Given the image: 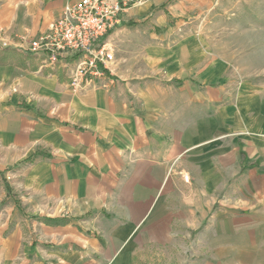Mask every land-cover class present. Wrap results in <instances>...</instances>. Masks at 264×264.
Listing matches in <instances>:
<instances>
[{
	"label": "crops",
	"instance_id": "1",
	"mask_svg": "<svg viewBox=\"0 0 264 264\" xmlns=\"http://www.w3.org/2000/svg\"><path fill=\"white\" fill-rule=\"evenodd\" d=\"M77 1L0 0V46L48 31ZM193 2L130 9L108 38L115 59L128 68L134 47L159 50ZM42 60L18 51L0 64V144L16 161L0 182V264H147L152 248L179 250L181 264H264L263 98L251 134L226 86L121 69L73 93Z\"/></svg>",
	"mask_w": 264,
	"mask_h": 264
},
{
	"label": "rangeland",
	"instance_id": "2",
	"mask_svg": "<svg viewBox=\"0 0 264 264\" xmlns=\"http://www.w3.org/2000/svg\"><path fill=\"white\" fill-rule=\"evenodd\" d=\"M109 1L114 3L117 0ZM192 1L189 5L192 7L191 12L180 17L176 26L160 37L159 50L134 47L128 52L133 58L128 68L123 66L125 62L120 63L115 59L109 63L111 73L120 75L123 69L138 80L181 77L205 82L204 89L226 86L232 92L230 104L238 108L242 106L243 112L247 113L250 133L255 134L257 102L264 99V0ZM130 9L132 7L123 11V19H126ZM60 18L53 21L49 29ZM42 34L36 37L25 35L18 43L27 47ZM109 39L113 44L112 34ZM4 49V46H0V55H3ZM156 56L158 63L150 59L154 57L155 60ZM19 61L22 62L17 59ZM71 89L76 93L85 88ZM191 95L187 90L184 91V101L192 99ZM215 97L217 94L214 92L201 96L202 100ZM7 159L0 144V182L4 180V175L15 169L16 161ZM184 180L189 181V178L184 177ZM178 252L177 249L152 248L145 261L147 264H181L177 259ZM49 257H41L42 263L53 264L51 259L54 257ZM57 258V264L61 263L62 259Z\"/></svg>",
	"mask_w": 264,
	"mask_h": 264
},
{
	"label": "built area",
	"instance_id": "3",
	"mask_svg": "<svg viewBox=\"0 0 264 264\" xmlns=\"http://www.w3.org/2000/svg\"><path fill=\"white\" fill-rule=\"evenodd\" d=\"M147 0H79L63 9L62 17L29 46L17 50L42 58L48 67L62 66L74 89H86L111 72L115 53L109 34L123 22V11ZM8 48V45H4ZM10 48V47H9ZM84 89V90H85Z\"/></svg>",
	"mask_w": 264,
	"mask_h": 264
},
{
	"label": "trees",
	"instance_id": "4",
	"mask_svg": "<svg viewBox=\"0 0 264 264\" xmlns=\"http://www.w3.org/2000/svg\"><path fill=\"white\" fill-rule=\"evenodd\" d=\"M129 25H133V23H129ZM2 48V47H1ZM15 54L18 55V50L14 49V48H5L3 51V55H1L2 60L0 61V64H5L7 63L8 59H11L13 56H15ZM106 74L109 75V71L105 70ZM6 186L8 189H10V186L6 183ZM45 222L47 224H51V225H64L67 224L68 221L67 220H59V219H47L45 220Z\"/></svg>",
	"mask_w": 264,
	"mask_h": 264
}]
</instances>
